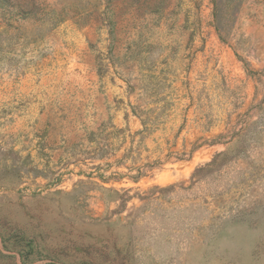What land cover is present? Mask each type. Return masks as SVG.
I'll return each instance as SVG.
<instances>
[{"label": "rangeland", "instance_id": "rangeland-1", "mask_svg": "<svg viewBox=\"0 0 264 264\" xmlns=\"http://www.w3.org/2000/svg\"><path fill=\"white\" fill-rule=\"evenodd\" d=\"M0 264H264V0H0Z\"/></svg>", "mask_w": 264, "mask_h": 264}]
</instances>
